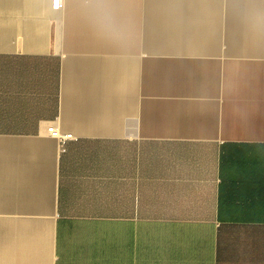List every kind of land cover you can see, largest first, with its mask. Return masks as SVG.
<instances>
[{
	"label": "crops",
	"instance_id": "1",
	"mask_svg": "<svg viewBox=\"0 0 264 264\" xmlns=\"http://www.w3.org/2000/svg\"><path fill=\"white\" fill-rule=\"evenodd\" d=\"M0 264H264V0H0Z\"/></svg>",
	"mask_w": 264,
	"mask_h": 264
},
{
	"label": "built area",
	"instance_id": "2",
	"mask_svg": "<svg viewBox=\"0 0 264 264\" xmlns=\"http://www.w3.org/2000/svg\"><path fill=\"white\" fill-rule=\"evenodd\" d=\"M52 5L54 8L59 9L63 6V0H52ZM49 132L51 133V135H54V136L60 135L59 131L54 126L53 127L50 126ZM66 137H72V135L67 134Z\"/></svg>",
	"mask_w": 264,
	"mask_h": 264
}]
</instances>
